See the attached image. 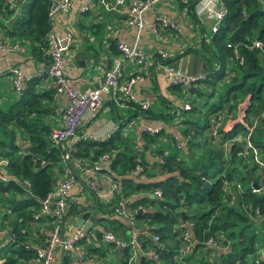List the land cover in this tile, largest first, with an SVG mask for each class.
<instances>
[{"label":"trees","instance_id":"obj_1","mask_svg":"<svg viewBox=\"0 0 264 264\" xmlns=\"http://www.w3.org/2000/svg\"><path fill=\"white\" fill-rule=\"evenodd\" d=\"M12 2L14 8L8 9L0 0L3 17L17 6L10 35L33 54H41L50 25V0ZM219 2L223 15L217 29L209 30L201 41L215 64L206 67L205 78L195 83L200 88L170 86L175 93L191 94L192 99L184 101L188 108L179 101L171 111L157 112L127 102L149 118L170 119L166 125L173 129L162 128L155 134L141 131L134 143L119 130L98 142L84 138L74 143L69 156L82 160L109 153L117 192L104 199L91 192V206L94 196L97 202L92 209L96 220L89 229L126 237L128 222L108 208L115 199H125L127 213L146 231L139 234L142 249L157 253L156 259L138 255L135 264H181L176 250L186 222L193 242L183 258L186 262L201 254L197 264H252L264 246V178L245 147L243 124L264 107V0ZM254 41L260 45L254 47ZM38 83L39 77L31 78L21 93L9 91L13 95L0 99V159L6 160L0 170L9 178L0 181V264H36L35 249L45 244L52 228L53 217L39 213L37 200L58 184L53 170L61 173L62 149L51 140L50 127L43 121L48 109L41 101H51L54 89L48 86L35 92ZM174 116L176 121L171 120ZM217 117L221 120L216 126ZM229 122L235 123L226 128ZM165 140L169 145L163 144ZM249 141L264 161V123L255 127ZM135 165L141 171L132 175ZM224 182L238 183L240 189L226 190ZM252 185L260 189L252 193ZM154 189L160 190V197L152 196ZM230 196L234 198L229 203ZM67 210H76V205ZM152 235L158 237L156 243ZM208 238L214 244H205ZM75 245L74 250L58 253L54 264H126L128 248L118 258L100 242L83 238ZM259 263L264 264V259Z\"/></svg>","mask_w":264,"mask_h":264},{"label":"built area","instance_id":"obj_2","mask_svg":"<svg viewBox=\"0 0 264 264\" xmlns=\"http://www.w3.org/2000/svg\"><path fill=\"white\" fill-rule=\"evenodd\" d=\"M129 6L127 10L126 23L132 25L136 29V35L140 32L143 27L142 15L143 13L153 4L161 0H128ZM8 5V9L14 8L12 0H5ZM99 3L105 9L114 8L121 3L123 0H112V4L109 5L107 0H99ZM211 4H213L211 0ZM72 7V0H50L47 18L50 23V19L58 12H64ZM85 8L81 7L80 11H84ZM223 15V9L220 5L217 11H213L211 32L217 29L218 23ZM158 28H172L175 26L169 20L163 17H156L155 20L149 25V29L156 33ZM178 31V30H176ZM72 34L69 31L63 33H57L53 27L49 25V29L46 32L45 41L46 47L45 52L48 58L47 65L43 74L48 80V86H52L54 92L57 95H63L67 103L62 109L59 117L60 126L57 129H53L50 132V138L58 144L61 149L62 158V175L58 181V184L49 191L43 198L37 200L40 207V214L49 213L50 216L55 219L52 222V228L49 232L48 238L44 245L36 247L34 262L36 264H54L57 254L60 255L63 251H70L76 248V243L86 238L89 243L100 242L105 246H110L116 255H121L127 248L126 264H135L138 255L146 254L153 259L157 258V253L154 249L148 248L142 249L141 243L139 242V234L145 233L141 226L136 224L133 216L129 215L126 210L125 199H115L108 206L111 213L121 216L126 219L129 224V231L126 237L116 236L111 230H105L99 232L98 230H90L85 228L83 225L75 226L67 234L63 233L62 222L65 216V212L68 207L72 204L76 206H82L81 200L72 196L71 189L76 184L77 179L75 174L72 172V168L78 173L84 176L83 182L90 192L104 198H110L112 194L117 192V184L111 176L110 169V156L109 153L103 152L95 159H70V153L73 150L74 143L81 141L82 139H89L95 142L107 139L112 132L103 135L98 134H81L78 132V126L80 121L87 115L96 112L102 106L104 98H114L119 94L121 99L137 105L140 109L145 110L148 108V103L145 101H138L131 94L130 88L131 83L135 80H141L143 74L149 69L151 61L157 56L159 60L167 59V52L163 50H157L154 55L145 53L137 43L128 45L123 42H117L115 48L117 55L113 57L109 67L104 69L100 77L98 85L90 88H86L83 91L74 90L66 81L65 77V55L69 50L72 43ZM260 44L257 41L253 42L254 47H258ZM25 46L20 45L16 40L4 41L0 39V51L3 53L13 52L16 50L23 51ZM156 61V60H155ZM135 65L140 68V72L130 76L129 78H123L122 66L123 65ZM160 67L166 74V84L170 86H180L189 88L194 84L205 78L204 72H195L192 74H185L181 72L176 66L170 61L160 64ZM8 82L7 90L16 94L21 93L27 87L28 82L33 77L18 67H10L7 70ZM120 99V100H121ZM119 100V101H120ZM122 102V101H120ZM122 105V103H120ZM183 108H188V104L184 103ZM220 117H217L216 126L220 124ZM259 123H264V107L259 112L251 117L245 127V147L249 148L253 162L256 164L257 169L261 176L264 178V161L259 157L257 149L250 144L249 136L253 133L255 127ZM142 131L148 134H155L160 131V127H152L143 125ZM214 133V131L212 132ZM242 154H245L243 152ZM71 162V166H67L66 162ZM6 164L5 159H0V167ZM141 171L139 165H135L131 170L132 175H136ZM9 178L4 175L0 170V181H7ZM28 185L27 182H23ZM103 186V187H101ZM232 186L236 189H240V185L235 182H224V188L230 190ZM260 188L252 185L250 191L255 193ZM161 192L159 189L152 191L153 197H160ZM233 196H230L229 203L232 202ZM183 226V224H180ZM187 225L190 223L186 222L185 229L182 230L181 242L176 250V258L181 264H189L190 261H183V258L191 251L192 240L190 239ZM99 232V235H96ZM158 237L152 235V241L156 243ZM205 244H214L211 238L205 241ZM264 254V246L259 248L253 258L252 264H260L261 255ZM195 259V258H193ZM192 259V260H193ZM197 262V260H196ZM195 262V264H197ZM28 263V262H27ZM78 264H84L80 261ZM235 264H244L237 262Z\"/></svg>","mask_w":264,"mask_h":264},{"label":"crops","instance_id":"obj_3","mask_svg":"<svg viewBox=\"0 0 264 264\" xmlns=\"http://www.w3.org/2000/svg\"><path fill=\"white\" fill-rule=\"evenodd\" d=\"M107 1L109 5L112 4V0ZM190 1L161 0L151 5L142 15L143 27L136 35L135 27L126 23L128 0H123V3L111 9H105L99 3V0H72V7L69 10L58 12L50 19V26L57 33L69 31L72 34L73 40L65 55L64 72L67 83L76 91H83L86 88L98 85L102 72L109 67L113 57L117 55L115 44L117 42H123L128 45L137 43L139 48L147 54L154 55L157 50H163L167 52L168 56L167 59L162 61L155 56L141 80H135L131 83L130 92L135 99L147 102L149 104L148 107H152L157 112H168L169 108H171L169 109L171 111L173 109L172 106L180 100L175 96L176 93L167 86L166 74L160 64L170 61L185 74L201 72L202 68L196 57H201V62L206 67L215 64L209 60V52L201 41L202 39L206 40L207 32H209L213 22V11L216 12L221 4L219 0H212L213 4H211V0ZM81 7H84L85 10L80 11ZM191 7L192 9H190ZM16 11L17 6L14 12L5 17L1 14L2 10L0 11L2 20L0 39L4 41L16 40L22 45L19 38L10 35V31H12L11 19ZM156 17H163L169 20L174 24L175 29L158 28L157 32L153 33L149 29V25ZM173 31L182 40L179 42L175 41L173 39ZM22 46H25L23 51L16 50L7 53L0 51V88L3 84L7 87L9 78L7 70L14 66L32 75V78L39 77V83L34 88L35 92L46 90L48 88V80L43 72L48 58L44 48L41 49V54H33L27 45L24 44ZM83 52L89 54V61L84 58ZM121 70L125 79L133 74L142 73L138 66L131 64L123 65ZM6 95L13 94L8 92ZM120 99L121 97H105L100 109L80 121L78 132L81 134L94 133L103 135L119 130L121 136L129 139L126 123H131V120H133L131 143H134L138 139L143 125L160 127V130L162 128H165V130L173 129L166 125V123L171 124L172 121L164 122L161 119L149 118V116L137 111L135 106H130L127 101ZM164 101L168 104L164 103ZM66 103V98L56 93L51 101H41V105H45L48 109V113L43 116V121L49 125L50 130L57 129L60 126V113ZM243 105L244 103L241 106ZM105 107L110 114L114 113L113 118L108 117L105 112L99 115V111H102ZM241 120V118L238 119V121ZM234 123L229 122L226 128H230ZM163 142V144L169 145L168 141L165 140ZM58 173L59 170L54 169L55 176L60 179L61 176ZM73 173L77 182L71 189L72 196L81 200L83 205L79 206V208L91 207L93 197L83 183L84 176L76 171ZM76 210H67L68 212L62 222L63 233L67 234L75 226H78L79 214H74ZM126 234L128 235V231ZM107 249L109 254H111L112 248L108 247ZM115 256L119 258V255ZM261 259H264V254L261 255Z\"/></svg>","mask_w":264,"mask_h":264},{"label":"rangeland","instance_id":"obj_4","mask_svg":"<svg viewBox=\"0 0 264 264\" xmlns=\"http://www.w3.org/2000/svg\"><path fill=\"white\" fill-rule=\"evenodd\" d=\"M1 23H2V20H1V18H0V25H1ZM173 39L175 40V41H180V40H182L181 39V37L176 33V32H174L173 31ZM196 85V84H195ZM194 85V86H195ZM196 87H198V88H200V85L198 84V85H196ZM9 91L7 90V88H6V85L5 84H3L2 86H1V88H0V98L1 99H4L7 95H6V93H8ZM176 97H177V99L178 100H180L181 102H184V101H188L189 99L191 100L192 99V96H191V94L189 93V95L188 94H186V95H182L181 94V92H176V95H175ZM117 98H120V95L118 94L117 95ZM107 113V116L108 117H111V118H113V116H114V113H111L110 114V112L107 110V108L105 107L102 111H99V115H102L103 113ZM178 119V117L177 116H174V117H172L171 118V120H173V121H176ZM168 120H170V119H168ZM167 120V121H168ZM133 122V120H131V123L130 122H127L126 123V125H127V127H128V134H129V138L131 139L132 137V135H133V133H132V128H133V126H134V123H132ZM53 173H54V170H53ZM59 174V176H61L62 175V172L61 173H58ZM90 205V204H89ZM76 209H79V206H76ZM65 214H67V211L65 212ZM56 220L54 219L53 220V222H55ZM33 231V230H32ZM113 232V231H112ZM67 256L70 258V259H72V255H71V253H68L67 254ZM195 259H193V260H190V263L189 264H195V262H196V260H198L199 258H201V254H195V257H194ZM196 263H199V262H196Z\"/></svg>","mask_w":264,"mask_h":264},{"label":"water","instance_id":"obj_5","mask_svg":"<svg viewBox=\"0 0 264 264\" xmlns=\"http://www.w3.org/2000/svg\"><path fill=\"white\" fill-rule=\"evenodd\" d=\"M84 55V58L88 59L89 61V54L88 53H85L83 52ZM196 59L199 61L200 65H201V71H205L206 70V66L201 62V57H196ZM189 91H192L194 90V86H191L188 88ZM68 165L71 166V162L68 161ZM73 172L75 171L73 168H72ZM95 198V203L91 206V207H82V208H79L75 211L74 214H79V217H78V221H77V224L78 225H83L85 228H89L96 220V216L92 213V209H94L96 207V202H97V199L96 197L94 196Z\"/></svg>","mask_w":264,"mask_h":264}]
</instances>
